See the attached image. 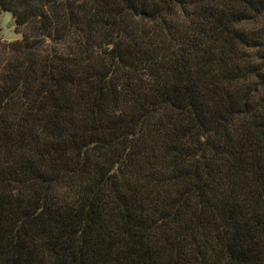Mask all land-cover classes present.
Returning <instances> with one entry per match:
<instances>
[{
  "label": "trees",
  "instance_id": "trees-1",
  "mask_svg": "<svg viewBox=\"0 0 264 264\" xmlns=\"http://www.w3.org/2000/svg\"><path fill=\"white\" fill-rule=\"evenodd\" d=\"M0 264H264V0H0Z\"/></svg>",
  "mask_w": 264,
  "mask_h": 264
},
{
  "label": "rangeland",
  "instance_id": "rangeland-1",
  "mask_svg": "<svg viewBox=\"0 0 264 264\" xmlns=\"http://www.w3.org/2000/svg\"><path fill=\"white\" fill-rule=\"evenodd\" d=\"M21 39V34L15 31V26L10 13L0 14V40L15 42Z\"/></svg>",
  "mask_w": 264,
  "mask_h": 264
}]
</instances>
